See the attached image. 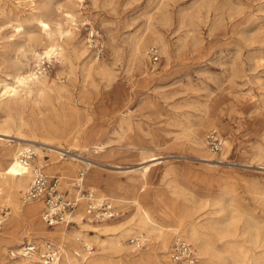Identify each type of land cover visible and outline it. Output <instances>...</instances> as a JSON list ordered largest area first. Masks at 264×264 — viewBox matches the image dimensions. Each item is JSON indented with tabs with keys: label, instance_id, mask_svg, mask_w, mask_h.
<instances>
[{
	"label": "rangeland",
	"instance_id": "obj_1",
	"mask_svg": "<svg viewBox=\"0 0 264 264\" xmlns=\"http://www.w3.org/2000/svg\"><path fill=\"white\" fill-rule=\"evenodd\" d=\"M47 1L34 0L37 8ZM77 1V5L69 0L49 2L53 8L62 5L72 9L77 20L72 38L65 44L66 57L44 58L51 63L46 73L55 106H34L39 118L56 127L52 136L67 154L60 157L42 148L41 155L36 149V162L43 164L49 174L64 176L65 185L74 192V177L85 163L70 158L66 149L72 146V135H81L82 145H87L83 154L105 163L90 166L85 185H94L98 193L111 198L129 200L115 199L123 215L108 222L131 218L130 222L136 225L139 212L133 199L137 198L162 225L182 227L184 238L194 245L199 260V248L188 238L192 223L203 231V241L216 240L221 246L220 232L232 214L241 209L246 214L239 224L250 226L248 221L255 216L254 221L264 233V0ZM32 7L31 0H0V78L10 69L9 61L16 57L27 60L21 50H16L17 46L32 45L42 50L37 42H29L28 34L12 35L16 32L13 25L19 22L29 32L38 31L35 22L29 20ZM44 16L51 22L55 17ZM91 28L99 31L103 45L100 55L89 44ZM13 36L15 39L11 40ZM137 43H141V49L136 48ZM152 45L160 51V60L154 66L148 54ZM31 55L28 54L30 58ZM31 63L35 65L33 58ZM89 66L95 67L90 73ZM99 66L107 68L108 73L101 72ZM58 86H63L61 92ZM2 117L3 113L0 120ZM213 128L231 142L226 157L225 144L222 151L215 153L206 142V134ZM4 147L0 143V155ZM152 154L161 156V161L143 176L139 167ZM206 155L212 159H202ZM70 164H75L73 171H65ZM132 168L137 169L130 171ZM95 173L100 176L98 181L93 179ZM17 190L22 200L25 187L19 186ZM22 203L40 207L32 219L19 225L18 238L23 242H60L57 237L36 236L34 231L43 228L57 234L68 229L71 235L66 239L72 244L66 248L71 249L74 264H91L93 255L117 254L97 243H93L90 254L82 251L85 239L81 236L76 240V231L95 232L75 218L80 213L78 209L72 213L73 223L48 226L41 219V201ZM2 210L7 215L0 236L13 204H0ZM81 210L84 215V208ZM175 230H167L166 246H161L155 235L143 232L146 246L135 249L129 243L128 254L137 258L141 253H152L151 259L141 264L174 263L169 251ZM135 235L140 233L127 235V241ZM19 245H1L0 263L8 260L9 249ZM75 250H80L81 256ZM114 257L113 264H124L120 256ZM13 264L23 263L15 259Z\"/></svg>",
	"mask_w": 264,
	"mask_h": 264
},
{
	"label": "bare ground",
	"instance_id": "obj_2",
	"mask_svg": "<svg viewBox=\"0 0 264 264\" xmlns=\"http://www.w3.org/2000/svg\"><path fill=\"white\" fill-rule=\"evenodd\" d=\"M69 1L75 5L78 3L77 0ZM31 2L33 7L29 20L35 22L38 27V31L29 32L26 30L24 24L19 22L16 25H13L14 23L12 24L14 26V30L16 31L15 33H12V35L16 36L21 33L28 34L29 42H37L38 45L42 46V50L38 51L37 48L32 45H29L28 48L23 45L17 46L16 50H21L22 55L27 58V60L23 61L22 59L16 57L12 62L9 61L8 63L11 64H7V67L9 66L10 69L5 72V77L0 78V114L3 113L4 115V117L0 120V143L5 146L0 155V184L3 189V194L0 196V204H13L11 216L8 218L4 230L1 232L0 248L1 245L7 243H19L21 245L23 241L18 238L19 225L27 219H32L40 209L37 205L26 206L20 199L17 188L19 186H24L25 188L28 186L31 179V168L29 166L22 165L19 162L17 156L18 149L23 145H33L41 155H43L42 148H47L53 153L60 155V157H63V152H65L63 151L65 147L61 143H57L52 136L51 132H54L53 130H57L56 127L39 118L38 113L35 110L36 107L34 106H39L41 103L49 104L52 107L55 106L53 97L54 94H51L48 91V89L51 88V83L49 82V77L46 71L42 69V61L43 58L48 57L51 59L54 55L61 58L66 57L65 44H67L68 38H72L73 24H76L77 15L72 9L64 8L62 5H57L54 8L51 7L49 4L50 0L38 8L36 7V2H34V0H31ZM46 14L55 15L52 22L44 16ZM156 37L161 40L160 36L157 35ZM12 39H15V37L13 36L11 40ZM143 43L142 45L145 47V44ZM140 44L141 43H137V49L140 48ZM164 50L165 52L169 51V49L165 46ZM28 52L32 54L31 58L35 61L34 66L31 63V58L28 56ZM93 69H95L94 66H89V73ZM99 70L103 73H108V69L103 66H99ZM57 89L61 92L63 86H58ZM29 109L31 110L29 111ZM198 133H200L199 129ZM72 136V146L66 149L70 158L84 162L86 165L90 166H101L105 164L89 155H85V153L83 154V151L87 150V145H82V136L79 134ZM61 140H63V138ZM12 143L15 144V148L9 146L13 145ZM224 143L226 145V149L223 151V157H226L230 151L231 142L225 140ZM160 157L161 156L152 154L149 159L145 160L146 163L139 167L143 176L149 172L153 164L161 161L159 160ZM202 159L210 161L212 157L210 155H206L203 156ZM218 160L224 162V159ZM4 161L6 162L5 166ZM74 167L75 164H70L65 168V171L72 172ZM115 167L121 168V166L117 165H115ZM3 168L8 169L4 170ZM135 169L137 168H132L130 171ZM99 178L100 176L98 173H95L93 179L98 181ZM3 185H6L7 188ZM94 187L95 186L93 185V188ZM113 199L121 202L129 201L124 199V197L117 198L113 196ZM133 201L139 212V219L137 220L138 223L136 225H134L133 222H130L131 218H127V220L117 223L104 221L101 224H95L90 219H88V221H84L83 211L81 210L82 207L77 208L80 213L75 215V218L80 224L86 226L90 229V231H94L95 233L92 234L90 232H84L85 229H79L76 231V233H78V235L75 236L76 240H79L80 237L83 236L85 241L89 244L97 243L104 250H111L113 253L116 252V255L120 256L119 259H122L124 264H141V262L145 263V259L146 262L150 260L152 253L144 252L137 258L130 257V254L128 253L131 245H129V242L127 241V235L134 233L143 234V232L151 233L155 235V238L158 241H160L161 246H166L169 242V233L167 230L176 229L175 239L185 237L186 234L184 233L182 227L162 225L146 208L142 206L139 199L135 198ZM237 211V213L232 214L224 231L220 232L223 237H221L223 239L221 246L217 245L215 242L216 240L207 242L203 241V231H201L200 227L195 223L190 225L188 238L194 242L201 253V260H199L197 264H208V262L213 264H264V233L260 231V228L256 224L257 222L254 221V219H256L255 216L253 217L254 219H251L252 217L250 218V220H253L254 222H251L250 220L248 221L250 226H247V224L242 227L239 224V220L244 214H246V211L243 212L241 209H238ZM247 214L249 213L247 212ZM70 217H73L72 213L70 214ZM250 229H254V231H250ZM69 231L70 230L68 229H62L59 233L55 234V232H48L44 231L43 228H38L34 231V233L36 236H40L41 238H59L60 242L57 243H59L63 248V257L60 264H74L71 249L66 248V245L72 244L70 243L71 241L66 239L69 235H71ZM28 235H30V232ZM3 239H5V242H2ZM16 239H18L17 242ZM251 241L252 244H249ZM73 242L74 244L77 243L76 241ZM73 252L76 254L81 253L80 250H75ZM116 255H113V257L93 255L90 258V262L91 264H113L115 258L114 256ZM18 260L23 264H37L34 261L36 258H18ZM136 260L138 261L136 262ZM160 264L177 263H163L160 261Z\"/></svg>",
	"mask_w": 264,
	"mask_h": 264
},
{
	"label": "built area",
	"instance_id": "obj_3",
	"mask_svg": "<svg viewBox=\"0 0 264 264\" xmlns=\"http://www.w3.org/2000/svg\"><path fill=\"white\" fill-rule=\"evenodd\" d=\"M100 34L96 28H91L89 33V44L97 54L103 51V45L99 38ZM149 60L152 66L160 60V51L156 45L148 49ZM51 63L43 58L42 69H49ZM206 142L209 148L218 153L224 148V138L217 128L210 129L206 134ZM66 155V151L63 152ZM19 162L31 168V179L22 193V200L30 202L39 200L43 203L41 217L48 226L59 224L69 225L74 222L70 217L77 208H84L85 219L104 222L118 218L123 215V209L113 198L98 193L95 188L85 185V177L90 165L84 164L79 169L73 183L74 192L65 185L61 174H49L44 165L36 162L37 151L33 145H23L17 153ZM3 189L0 184V196ZM7 212H0V228L5 220ZM129 243L140 249L146 246L147 238L143 234L130 237ZM94 245L82 241V251L88 255L94 250ZM79 256H81L79 254ZM170 259L179 264H197L199 256L194 245L184 237L175 239L169 251ZM63 257L62 246L54 240L46 239L41 242L27 240L17 248L8 251V260L0 264H13L18 258H36L37 264H60ZM84 260V259H83ZM84 263V261H83ZM29 264V263H28Z\"/></svg>",
	"mask_w": 264,
	"mask_h": 264
}]
</instances>
